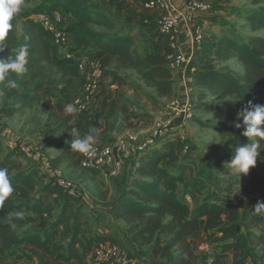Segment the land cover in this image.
<instances>
[{
  "label": "trees",
  "instance_id": "obj_1",
  "mask_svg": "<svg viewBox=\"0 0 264 264\" xmlns=\"http://www.w3.org/2000/svg\"><path fill=\"white\" fill-rule=\"evenodd\" d=\"M253 1L252 5L257 7L243 11L247 28L252 34L242 39L224 30L220 35L210 33L206 36L203 32L202 42L195 51L196 70L192 76L191 91L197 94L200 101L210 99L197 104V107L221 116L210 125L220 138L225 139L221 146L214 149L213 156L216 155L218 159L230 160L237 146L251 143L252 138L241 135L243 126L237 129L233 122L242 123L243 117L237 113L248 101L264 104V0ZM55 10L69 13L72 19L70 24L64 26V31L73 36V47L67 54L60 53L59 45L54 42L44 22L33 17L44 15L51 18ZM12 23L13 29L0 44L4 48L0 58L13 55V50L21 45L27 46L29 57L26 72L19 76L12 75L17 82L16 88L8 89L2 83L5 98L0 107V118L11 116L14 111L40 99H43L42 111H47L46 103L51 100L41 95L42 88L47 84H61L62 101H53V109L49 112L53 125L50 131L59 133L55 141L62 147L53 159L55 165L63 161L79 164L80 154L70 150L74 138L70 135L71 130L76 129L81 136L89 131L96 135L98 124L105 121L106 113L115 110L121 98L118 93L101 91L100 88L97 104L85 119L72 122L71 114L64 113L63 104H72L77 95L70 93V86L73 79L80 78L79 64L85 56H104L105 60L111 56L114 67L104 71V74L111 75L114 81L121 83V80L128 79L130 75L120 72L129 70L147 87L153 88L157 97L172 96V72L168 58L172 49L164 35L158 34L161 51L140 54L128 32L123 28L116 29L115 19L106 17L96 8L93 0H37L28 8L23 5L21 13ZM260 31L261 34H258ZM231 58L239 62L240 71L223 64ZM80 81L82 83L81 78ZM121 110L127 111L122 107ZM169 135L165 131L156 133L151 136L152 142L142 148L136 146L131 151L127 170L123 176L121 173L119 192L114 199L106 197L109 185L104 183L105 190L93 194L94 197L103 202L100 205L102 209L109 207L111 218L124 223L125 232L133 243L144 248L146 254H152L151 259L159 254L166 257L168 264H198L191 248H197L203 241L201 235L205 228V239L215 241L211 242L215 248L211 251V259L199 264H244L254 238H257V244L264 242V219L253 210L255 199L260 197L264 202V149L260 152L262 160L258 158L256 166L251 167L248 174L239 176L238 188L234 192V195L250 199L251 203L242 205L228 197L212 199V196H207L190 211L183 196L174 190L182 178L178 172H170L168 167L169 164L181 167L180 157L185 144L179 137L173 138L174 131ZM261 147L264 148V141H261ZM20 156L8 152L0 160V167L8 169L14 188L4 207L0 208V256L8 258L14 255L10 251L14 245H22L40 253L41 264H91L95 247L114 238L107 234H94L93 231H89L85 237L87 222L83 215L86 212L81 205L75 206L73 197L51 182L37 188L38 167H22ZM217 167L222 173L229 171L226 165ZM80 169L89 173L92 179L98 173V169ZM211 173L200 170L197 178L201 179L202 174L206 175L205 180L212 181ZM190 181L194 187L196 176ZM44 193L52 201H44ZM59 203L60 209L54 216ZM90 205L97 209L99 207ZM16 210H24L25 216L21 220L13 219L16 228L12 230L5 218ZM201 218L204 219L203 225L200 224ZM26 222L36 225L30 230H21L20 226ZM256 225L260 226L262 236H254L250 228H246ZM162 235L169 236L164 243Z\"/></svg>",
  "mask_w": 264,
  "mask_h": 264
},
{
  "label": "rangeland",
  "instance_id": "obj_2",
  "mask_svg": "<svg viewBox=\"0 0 264 264\" xmlns=\"http://www.w3.org/2000/svg\"><path fill=\"white\" fill-rule=\"evenodd\" d=\"M36 2L37 0H25L24 6L28 8ZM253 2V0H215L212 8L208 12L197 15V23L200 25L203 32L206 33V36L210 33L220 35L222 30H224L228 34H234L245 39L244 36L252 33H250V30L247 28L243 11L249 8H256L257 5L253 6ZM147 16L146 21L148 18L150 19L149 15ZM115 17L121 20V15L118 12H116ZM146 21H143V24L140 23L141 28L139 27V30H133L132 34L136 40L151 35L147 30L150 23ZM115 22L117 23V21ZM131 23H133V21L129 24ZM61 26H65V21H63ZM131 26L130 28L133 29L134 25L132 24ZM97 28L99 30L109 31V29L106 28ZM258 34H261V31L258 32ZM69 45V42H66L60 44L57 48L61 51L62 48ZM150 47L153 48L154 46ZM223 64H228L234 71L241 70V66L235 58H231L223 62ZM93 69L94 68H91L90 70ZM89 71L88 69L86 70L87 73ZM86 72L84 76L87 75ZM134 76L135 74L131 72V76L129 77L130 80L134 79ZM101 80L102 79L98 81L100 88ZM56 87L57 86L53 84L46 87L50 94L47 98L51 100L48 104L46 103L47 111H42L43 100H37L28 106L14 111L11 116L0 118L1 155L7 151L11 153L14 152V155L18 156L21 154L22 156L19 159L21 166L24 168L37 166L39 168V178H43L45 182H49V177L41 171L40 165L43 160L47 161L58 170L61 176L79 188L80 195L78 197L72 196L75 206L79 204L82 208L84 206L82 202L84 201L98 205V209L94 208L91 209L92 211H84L87 212L83 215L87 222L85 225V237L89 231L93 230L94 234L104 232L103 234L108 235V233H110L109 235L113 237L111 228H114L115 231L120 233H124L121 231L126 230L123 225H120L121 222L114 218H110L111 216L108 212L109 207H107L106 210L102 209L103 207L100 205L103 204V202L98 201V197H94L93 195L100 194L105 190L102 185L103 182L95 177L92 179L93 177L83 169L81 170L77 163L62 162L55 165L53 162L57 145H59L55 142V139L59 133L50 131L53 125L49 120V112L53 109V101L59 98ZM81 87L77 92L78 95L82 91ZM1 88L2 82H0V107L3 105L5 98ZM133 89L137 96H129L128 98L130 99L122 97L118 93L121 98L118 101L117 107L111 113H106L105 121L98 124L100 126L97 128L96 132L97 143L105 146H108V144L112 142L116 143L113 152L120 161V169L117 170V174L122 173L123 176L124 171L127 170L130 155L126 158L123 156L121 157V154L125 150L127 152L133 151L137 145L143 143L159 131H165L166 135L174 131L175 135L173 138L179 137L185 144V149L180 157V161H182L181 167H177V164H169L168 167L170 172H178V174H180L182 180L176 183L174 190L179 196L181 195V197L185 194L191 196L192 200L187 202L190 211L194 210L197 204L207 196H212V199L228 197L242 205L249 204L250 199L234 195V192L238 188L239 175L233 174L230 170L228 173H222L217 167L218 165L227 166V162L229 161V159L226 158L218 159L215 157L216 155L213 156L214 149L225 142V139L220 138L210 127V125L217 122L221 116L210 110L197 107V104L210 99L200 101L196 97L197 94L195 95L192 93L191 89H187V100L181 102L183 104L189 102L192 109L190 110V118H186L181 113L177 114L176 111L172 109V101L181 99L170 97L164 100L157 97L152 89L140 85H135ZM52 95L54 97H52ZM56 95H58V97H55ZM121 107L126 108L127 111H122ZM48 132L49 135L47 134ZM6 143L7 145H5ZM120 143L125 145V149L115 151L117 144ZM188 164L190 165L188 166ZM200 170L205 172L209 170L212 172V181L205 180L206 175L202 174L201 179L197 178V176L200 175ZM104 172L107 173V170ZM193 176H196L197 180L194 187L189 183ZM116 185L118 186L115 182V184L109 185L111 187L108 186L109 189L107 188L106 197L109 200L114 199L115 195L119 192V187ZM255 200L256 202H254V204L258 201L263 202L260 197ZM95 201L97 203H95ZM60 205L61 203L56 206L54 216L57 214V209H60ZM262 215L264 216V214ZM201 222H203V220H201ZM35 225L36 223L26 222L20 228L21 230H30L34 228ZM262 225H264V223H262ZM62 227L63 225H61V228ZM89 228H93V230H89ZM246 228H250V232H252L254 236H262L259 225ZM168 237V235H162V242L164 243ZM113 238L114 239L110 240V242L115 244L121 252L125 253L128 258L131 259L132 264H145L144 262L151 264L152 261V264H168L166 263V257L155 254L150 260L152 254H146L144 249L137 251L132 243L126 241L119 243L120 240L115 237ZM206 241V248L198 250H192L191 248L193 256L196 257L195 261L198 260L202 262V259L211 254L210 250L215 248V245L211 244V242L215 241L209 239ZM253 241L254 243L249 245L250 255L248 256V262L250 264H264V242L257 244V238H254ZM28 249L29 250H13L14 255L8 257L11 259L10 262H6L7 258L1 256L0 264H41L40 260L42 255L36 251H34L36 253H31L30 255V248ZM197 251H201V253H197ZM19 255L24 257L17 259L16 256Z\"/></svg>",
  "mask_w": 264,
  "mask_h": 264
},
{
  "label": "crops",
  "instance_id": "obj_3",
  "mask_svg": "<svg viewBox=\"0 0 264 264\" xmlns=\"http://www.w3.org/2000/svg\"><path fill=\"white\" fill-rule=\"evenodd\" d=\"M93 2L95 3L96 8L99 9L101 12H103V14L106 17H112L115 19V21H117L116 29L117 28H123L128 32V34L132 37V39L134 41V45H135L137 51L140 54H146L149 52L162 50V43H161V40L159 39V36H158V34H160V33H159V31H158V29L154 23V20H153L161 12V10L147 9V8L142 6L141 0H139L138 2L134 1V0H93ZM170 5L173 8V11H177L180 14L179 23H178V27H177V36H178V41H179L178 51H180L181 53L183 52L184 54H188L190 52L191 38L194 34V31H195L196 27H200V25L197 23L198 20L196 17L198 14L204 13V12H194V13L185 12L183 10V0H170ZM116 12H118L121 15L120 19L122 21L119 20L118 17L117 18L115 17ZM61 13L64 16L65 26L70 24L72 22L70 14L67 12H61ZM147 15H149L150 19L148 18V20L146 21V18L148 17ZM33 17L37 20H40V21H44V18H45L44 15H34ZM132 21H133V23L129 24ZM143 21L150 23L149 26L147 27V30L151 33V35L149 37L139 38L136 40L132 34L133 30H139V27L141 28L140 23H142ZM132 24L134 25L133 29L130 28V27H132L131 26ZM246 24H247V22H246ZM68 36H69L68 42L70 45L62 48L60 53L67 54V53H69V49L73 47L72 46L73 36L71 33L68 34ZM150 46H154V47L151 48ZM104 60H105L104 56H101V57H96L93 55L85 56L81 60V62L83 63L84 66H83V69H81L79 71L80 78L81 79L84 78V74H85L87 69L89 71L91 68H95V69L100 68L103 71V75L101 78L102 79L101 80V91L102 90H104V91L109 90L112 93H119L122 97H126L127 99H130V98H128L129 96H134V97L137 96V94L134 93V89H133V87L135 85L147 87L144 84V82L139 80L136 76H134V79H132V80H130V78L121 80V83L114 81V79L111 75L106 74V73L104 74V71L113 69V67H114L113 58L111 56H109L105 61ZM131 72L132 71L126 70V71H121L120 74H122V75L127 74V75L131 76ZM171 72H172V79L171 80H172V86H173V93H172L171 98L176 97V98L181 99V101L187 100L188 93H187L186 84H189V82L192 81V76L188 72L185 71L184 67H173V68H171ZM80 78H75L72 80V83L70 86V93L73 95H76L78 90L81 87ZM50 85L51 84L45 85L41 90V95L44 98H47L50 95L48 93V89L46 88L47 86H50ZM53 85L57 86L56 89L58 90V95H59V98H57V100H54V101H62V98L60 95L61 84L55 83ZM148 88L152 89V91L155 93L153 88H151V87H148ZM58 95H56L55 97H58ZM52 97H54V96L52 95ZM161 98L165 100V97H161ZM40 100H43V99H40ZM96 104H97V99L88 102L86 105V112L85 113H78L77 112V114L75 115V118L71 115L72 122H75L76 120L85 119L87 117L86 114L93 111ZM66 105H67V103H64L63 108ZM115 144H116L115 142L114 143L112 142L108 145L114 146ZM5 145H7V143ZM61 148H62L61 144L57 145L56 154L53 157V159L60 153ZM6 153H8V151L2 155L0 152V160L4 157V155ZM130 153H131V151L127 152L125 150L121 154V157L123 156L126 158L130 155ZM14 156H17V155H14ZM63 162H66V161H63ZM119 169H120V167H119ZM105 170H107V173L104 172ZM38 176H39V174H38ZM95 178L102 181L106 185H112L113 183L115 184V182L118 184V182L121 180V173H118L117 175H111L107 168H102V169L98 170V173H97ZM38 180H39V183H38L37 188H40L41 186H43L44 184L47 183L43 180V178H39ZM109 187H111V186H109ZM42 199L44 201H46V200L52 201L51 197L47 193H44L42 195ZM82 203L84 204V206L82 207L83 211H89L91 209H94V207H92L88 201H84ZM77 205H79V204H77ZM96 213H99V212H96ZM261 216L264 219V216L262 214H261ZM201 220H203V222H201ZM203 223H204V219L201 218L200 224L203 225ZM120 225H123L122 222L120 223ZM20 227H22V225ZM111 229L113 231L112 232L113 237L120 240L119 243L126 241V242L132 243L133 246L135 247V250H137V251L144 249V248L137 247V245L133 243L132 239L130 238V236L125 231H121L124 233H120L118 231H115L114 228H111ZM93 232H94V230H93ZM98 233L101 235H105V234H103L104 232L103 233L98 232ZM109 234L110 233H108V235ZM201 238L203 239V241L200 243V245L197 248H195V249L192 248V250H198V249L206 248V242L207 241L205 239L206 238L205 228H203ZM211 244L214 245L213 243H211ZM210 248H211V245H210ZM19 249L29 250L28 248H26L22 245H14L10 251L19 250ZM144 251H145V249H144ZM211 251L212 250H210V253H211ZM31 253H36V252H34V250L30 249V255H31ZM197 253H201V251H197ZM211 255H212V253L202 260L204 261L207 259H211ZM0 258H2V257L0 256ZM194 258L196 259L195 256H194ZM248 259L249 258L246 259L245 263H249ZM150 260H151V258H150ZM229 260H230V258H229ZM7 261L10 262L11 259L7 258L6 262ZM196 262L199 264L201 261L199 262L198 260H196ZM144 263L147 264V262H144ZM151 264H152V262H151Z\"/></svg>",
  "mask_w": 264,
  "mask_h": 264
},
{
  "label": "built area",
  "instance_id": "obj_4",
  "mask_svg": "<svg viewBox=\"0 0 264 264\" xmlns=\"http://www.w3.org/2000/svg\"><path fill=\"white\" fill-rule=\"evenodd\" d=\"M214 1L215 0H183V10L189 13L208 12L212 8ZM142 6L147 9L161 10L153 20L159 33L164 35L172 49V53L168 55L170 68L184 67L185 71L193 76L196 70L195 51L202 42L203 30L200 27H196L191 38L190 52L188 54L181 53L178 51L179 41L177 36L180 14L177 11H173V8L170 5V0H144ZM63 21L64 16L58 10L53 11L51 18H44L43 21L45 27L51 31L54 42L58 45L69 41L68 33L64 31V26H61ZM83 66V63L81 62L79 64V69H83ZM102 75L103 71L100 68H94L84 76L85 82L84 78H82V91L79 95L77 94L72 101V104L78 109V113H85L87 103L97 99V93L100 89L98 81L102 78ZM191 82L186 84L187 89H192ZM81 105H83V108H81ZM172 109L175 110L177 114L181 113L184 117L190 118V110L192 109V106L189 102L183 104L181 100H173ZM158 133L162 134L163 132L159 131ZM150 142H152V137L137 146L142 148ZM115 145L105 146L96 142L93 145L94 155L91 158L80 154V167L98 170L108 168L111 175H117L120 161L116 158L113 152ZM124 149L125 145L120 143L117 144L115 151ZM40 169L48 175L49 182L63 188V190L70 196L78 197L80 195L79 188L61 176L58 170L47 161L43 160ZM182 198L186 202L192 200L191 196L188 194H185ZM91 264H132V262L131 259H129L125 253L121 252L115 244L105 241L100 242L95 247L91 257Z\"/></svg>",
  "mask_w": 264,
  "mask_h": 264
},
{
  "label": "clouds",
  "instance_id": "obj_5",
  "mask_svg": "<svg viewBox=\"0 0 264 264\" xmlns=\"http://www.w3.org/2000/svg\"><path fill=\"white\" fill-rule=\"evenodd\" d=\"M25 0H0V44L13 29L12 21L18 16L23 8ZM4 48L0 47V52ZM29 52L27 46L21 45L13 50V55L0 58V82L4 83L8 89L17 87V82L12 78L15 74L19 76L26 72ZM83 108V105H81ZM78 109L74 104H67L64 107L66 115L71 114L74 118ZM239 117H243L242 123L234 121L233 125L239 129L243 126L242 136L247 139L252 138L251 143H243L235 148L234 155H231L227 162L228 169L236 175L248 174L251 167H255L257 159L260 158L262 149L261 141H264V104H253L248 101L247 104L237 113ZM70 135L74 138L70 143V150L83 154L89 158L94 155L93 145L97 141V137L93 135V131L81 136L76 129H72ZM258 138V139H256ZM262 160V159H261ZM14 192L13 185L10 181L8 169L0 167V208L4 207L5 200ZM256 214H264V202L258 201L254 206ZM25 216L24 210H16L10 212L5 222L9 224L12 230H15L16 225L13 219L21 220Z\"/></svg>",
  "mask_w": 264,
  "mask_h": 264
}]
</instances>
